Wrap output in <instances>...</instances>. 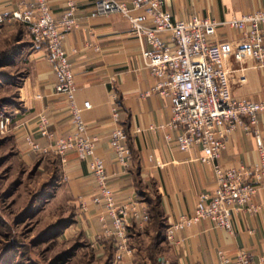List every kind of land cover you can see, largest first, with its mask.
Returning <instances> with one entry per match:
<instances>
[{"label":"crops","instance_id":"crops-1","mask_svg":"<svg viewBox=\"0 0 264 264\" xmlns=\"http://www.w3.org/2000/svg\"><path fill=\"white\" fill-rule=\"evenodd\" d=\"M19 1L0 0V10H15ZM49 4L57 20L70 4L74 6L78 26L68 32L63 27L60 30L65 33L77 103L91 104L83 112L86 134L98 140L96 153L104 161L118 204L129 205L127 248L116 245L105 231L101 219L105 212L93 201L97 181L88 162L75 152L62 161L51 140L39 130L42 115L49 119V131L56 137L72 133L74 126L68 100L56 91L57 79L46 46L22 23L0 28V38L20 43L13 65H22L25 72L18 87V104L9 116L10 130L26 164L43 161L60 174L64 192L78 213L76 224L91 243L97 242L98 254L112 258L113 264H219L244 250L253 264H264V190L254 198L256 211L234 215L232 232L204 219L177 230L174 240L167 238L171 225L192 215L199 201L212 195L216 166L229 170L258 161L254 136L239 127L220 157L210 163L202 161L200 147L181 150L166 139L179 133L169 125L171 100L156 90L159 79L146 68L142 56L148 46L131 33L129 21L118 13L93 16L95 0H49ZM163 8L177 21L193 16L220 21L264 10V0H163ZM213 41L241 44L244 38L226 26L219 28ZM227 67L235 98L264 100V67L252 59L239 62L233 58ZM114 109L119 110L117 119ZM116 128L128 136L131 156L126 167L118 162L110 143ZM257 128L264 137V114ZM30 140L45 151H34ZM107 222L112 228L111 221Z\"/></svg>","mask_w":264,"mask_h":264},{"label":"built area","instance_id":"built-area-1","mask_svg":"<svg viewBox=\"0 0 264 264\" xmlns=\"http://www.w3.org/2000/svg\"><path fill=\"white\" fill-rule=\"evenodd\" d=\"M19 4L9 12L0 10V28L22 23L36 41L46 46L57 79L56 91L68 100L74 126L72 133L56 137L49 131V119L42 115L39 130L51 140L62 161H66L70 152H75L81 161L88 162L97 181L93 201L105 212L101 218L105 231L115 238L116 245L127 248L129 205L118 204L104 161L96 153L98 140L86 134L88 128L83 112L90 109L91 104L85 102L80 106L77 103L75 77L64 48L65 33L60 30L63 27L68 32L78 26L74 6L70 4L63 17L57 20L49 0H20ZM114 13L122 14L130 23L131 33L147 44L142 50L144 64L159 79L156 90L171 100L169 125L179 133L176 137L167 135L168 141L175 142L183 151L195 146L202 148V161L210 163L220 157L229 137L239 127L254 136L258 161L229 170L216 166V188L212 195L199 201L192 215L183 216L171 225L167 238L174 240L177 230L204 219L232 232L234 215L243 210L256 211L258 205L254 198L264 190V137L257 128L259 117L264 114V100L252 102L235 98L227 62L231 58L239 62L252 59L259 67H264V10L220 21L200 16L177 21L164 10L163 0H132L130 3L95 0L93 16ZM226 26L240 32L244 42H214L219 28ZM118 116L119 110L114 109L113 117L117 119ZM10 127V117H0V131H9ZM30 141L34 151H45L40 144ZM110 143L118 162L128 166L131 150L125 131L116 128ZM107 219L112 228L108 227ZM219 264L253 262L242 250L231 259L223 258Z\"/></svg>","mask_w":264,"mask_h":264},{"label":"rangeland","instance_id":"rangeland-1","mask_svg":"<svg viewBox=\"0 0 264 264\" xmlns=\"http://www.w3.org/2000/svg\"><path fill=\"white\" fill-rule=\"evenodd\" d=\"M16 41L0 38V117L17 106L25 76L13 65L21 51ZM59 176L43 161L26 164L12 131H0V264H113L76 224Z\"/></svg>","mask_w":264,"mask_h":264},{"label":"trees","instance_id":"trees-1","mask_svg":"<svg viewBox=\"0 0 264 264\" xmlns=\"http://www.w3.org/2000/svg\"><path fill=\"white\" fill-rule=\"evenodd\" d=\"M27 27V26H26Z\"/></svg>","mask_w":264,"mask_h":264}]
</instances>
